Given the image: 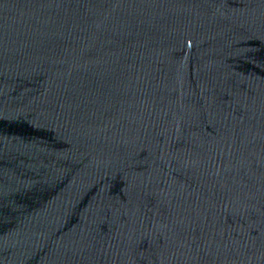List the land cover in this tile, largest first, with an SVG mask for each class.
Listing matches in <instances>:
<instances>
[{"label": "water", "instance_id": "1", "mask_svg": "<svg viewBox=\"0 0 264 264\" xmlns=\"http://www.w3.org/2000/svg\"><path fill=\"white\" fill-rule=\"evenodd\" d=\"M257 5H259L262 9H264V0H252Z\"/></svg>", "mask_w": 264, "mask_h": 264}]
</instances>
